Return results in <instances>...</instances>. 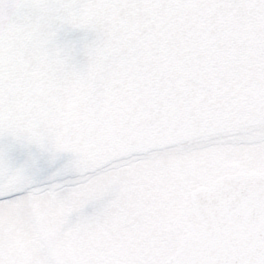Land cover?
Here are the masks:
<instances>
[{
  "label": "snow or ice",
  "instance_id": "6c2138e0",
  "mask_svg": "<svg viewBox=\"0 0 264 264\" xmlns=\"http://www.w3.org/2000/svg\"><path fill=\"white\" fill-rule=\"evenodd\" d=\"M37 76L90 84L136 122L185 229L205 231L198 201L222 221L211 249L177 254L167 235L145 264H264V0H0V106ZM58 160L0 135V164L41 177Z\"/></svg>",
  "mask_w": 264,
  "mask_h": 264
},
{
  "label": "rangeland",
  "instance_id": "374dc122",
  "mask_svg": "<svg viewBox=\"0 0 264 264\" xmlns=\"http://www.w3.org/2000/svg\"><path fill=\"white\" fill-rule=\"evenodd\" d=\"M168 182L158 164L130 159L122 165L104 168L91 178L52 183L40 191L28 189L16 200L0 204V264H93L105 253L115 262L124 259L126 264H137L143 259L145 264L146 257L157 255L164 237L171 235L164 229L188 212L180 203L179 193ZM168 186L173 189L170 202L166 201ZM110 201L125 213L109 209ZM89 214L101 217L103 223L106 218L118 221L116 229H110L108 222L105 224L107 236L99 241L108 240L104 251L91 245L89 235L76 232L74 218ZM120 224L128 228L122 230ZM148 235L154 239V248L147 245L148 240L137 241L138 236L145 240Z\"/></svg>",
  "mask_w": 264,
  "mask_h": 264
},
{
  "label": "water",
  "instance_id": "95a60500",
  "mask_svg": "<svg viewBox=\"0 0 264 264\" xmlns=\"http://www.w3.org/2000/svg\"><path fill=\"white\" fill-rule=\"evenodd\" d=\"M0 135L59 155L55 166L41 177H34L24 167L0 164V197L61 180L49 176L62 165L71 173L68 178L95 171L136 155L147 142L136 130V122L129 121L118 107L93 98L90 84L61 83L39 76L26 87L9 89L0 106ZM203 191L196 189L194 199ZM193 211L205 231L184 237L177 254L185 249H211L215 235L222 230V221L213 216L208 204L198 201Z\"/></svg>",
  "mask_w": 264,
  "mask_h": 264
},
{
  "label": "flooded vegetation",
  "instance_id": "af4514ba",
  "mask_svg": "<svg viewBox=\"0 0 264 264\" xmlns=\"http://www.w3.org/2000/svg\"><path fill=\"white\" fill-rule=\"evenodd\" d=\"M168 183H170V182H168ZM168 189H169V197L167 196V198H166V201H168V202H170L171 200H172V198H171V195H170V193H171V191L173 190L172 189V187H170V186H168L167 187ZM139 189H141V188H139ZM156 193V192H155ZM157 195H158V193H156ZM160 199H163V198H160ZM147 202V201H146ZM145 202V203H146ZM143 203H144V201H143ZM109 204V209H112V210H114V211H116L117 213H119V214H124L125 213V211L120 207V206H118V205H116L114 202H109L108 203ZM102 206V204L100 203V206L99 207H101ZM106 206V205H105ZM59 207L61 208V209H63V210H65V208L64 207H62V206H60L59 205ZM90 209H91V205L90 206H88ZM141 208H143V207H141ZM94 209V208H93ZM104 210L105 211H108V208L107 207H105L104 208ZM187 214V213H186ZM186 214L185 215H181V217H178L177 219H175L172 223H171V225H170V228H168V229H164L165 230V233H171V235H175V234H177V233H182L180 236H179V238L181 237V236H183V235H185V234H192L193 232H189L187 229H185L184 228V223H186L187 221L185 220V216H186ZM66 216H70L69 215V213H66L65 214ZM155 215V214H154ZM150 216L151 217H153V214H151L150 213ZM123 216H121L120 217V219L122 218ZM112 219V218H111ZM171 220V219H170ZM74 222H76V225H75V228L77 229L76 230V232L77 233H81V234H86V235H89L90 236V240H91V245H93V246H98V248L99 249H103L102 251H104V248L106 247V245H107V241L108 240H103V242H101V243H99V241L101 240V239H103V237L105 236H107V232L105 231V229H107V226L105 225L107 222L109 223L108 224V226H110L109 228L110 229H112V228H115L116 229V227H117V224H118V221H115L114 219L113 220H109V219H107L106 218V221H105V223H103L102 221H101V217H98V216H95V215H91V214H89V217H75L74 218ZM80 222H83V223H80ZM101 224H100V223ZM119 222H122L121 220H119ZM124 222V221H123ZM96 224H98V225H96ZM100 224V225H99ZM174 224H175V226H174ZM97 226H100L101 228H103L104 230H100L99 231V229L97 228ZM119 226H121V229L122 230H124L125 228H128L127 226H125V225H123L122 226V224H120ZM98 229V230H97ZM109 229V230H110ZM124 236V235H123ZM125 237V236H124ZM126 238V237H125ZM129 240H132V239H129ZM140 241V240H142L143 242H145V243H147V240H148V244L147 245H149L151 248H154L155 247V245H154V239L151 237V236H147V238L144 240V239H142L141 238V236H138V238H137V241ZM109 241H110V239H109ZM95 242L97 243V244H95ZM130 242V241H129ZM133 242H134V240H133ZM143 245V244H142ZM141 245V246H142ZM54 255H56V254H54ZM105 255L106 256H103V257H101V259L100 258H96L95 260H94V262L96 261L97 262V264H99V263H101V264H126V263H124V259H121V261H114V259H112V257L109 255L108 256V254H106L105 253ZM56 257V256H55ZM106 258H108V259H106ZM141 258H143V257H141ZM94 262H93V264H94ZM143 262H144V260L142 259V260H140L137 264H143ZM130 264H133V263H130Z\"/></svg>",
  "mask_w": 264,
  "mask_h": 264
}]
</instances>
